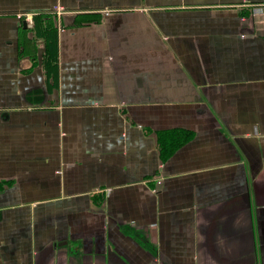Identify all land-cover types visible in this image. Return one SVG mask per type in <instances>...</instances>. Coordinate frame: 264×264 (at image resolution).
Here are the masks:
<instances>
[{
    "label": "crops",
    "instance_id": "obj_1",
    "mask_svg": "<svg viewBox=\"0 0 264 264\" xmlns=\"http://www.w3.org/2000/svg\"><path fill=\"white\" fill-rule=\"evenodd\" d=\"M261 2L0 0V264H264Z\"/></svg>",
    "mask_w": 264,
    "mask_h": 264
},
{
    "label": "trees",
    "instance_id": "obj_2",
    "mask_svg": "<svg viewBox=\"0 0 264 264\" xmlns=\"http://www.w3.org/2000/svg\"><path fill=\"white\" fill-rule=\"evenodd\" d=\"M38 29L37 22H34L33 30ZM53 47V41L48 43V46ZM49 46V48H50ZM47 49V54L45 57H43L42 60V66L46 70L47 73H49V70L55 66V57L53 56V49ZM186 138H177L172 133H169L168 135H164V133H161L158 137V151L161 160H166L173 151L183 142H185Z\"/></svg>",
    "mask_w": 264,
    "mask_h": 264
},
{
    "label": "built area",
    "instance_id": "obj_3",
    "mask_svg": "<svg viewBox=\"0 0 264 264\" xmlns=\"http://www.w3.org/2000/svg\"><path fill=\"white\" fill-rule=\"evenodd\" d=\"M261 4L264 6V0H262ZM19 17H20V15H19ZM158 181H159V180H158Z\"/></svg>",
    "mask_w": 264,
    "mask_h": 264
}]
</instances>
